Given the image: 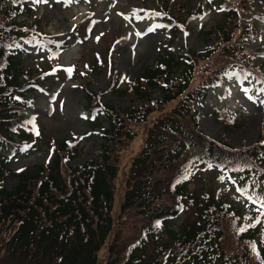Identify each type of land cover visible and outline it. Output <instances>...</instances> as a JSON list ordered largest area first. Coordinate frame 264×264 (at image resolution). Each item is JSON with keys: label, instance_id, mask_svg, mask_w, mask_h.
<instances>
[{"label": "trees", "instance_id": "obj_1", "mask_svg": "<svg viewBox=\"0 0 264 264\" xmlns=\"http://www.w3.org/2000/svg\"><path fill=\"white\" fill-rule=\"evenodd\" d=\"M19 1L0 0V252L8 256V264H99L102 249L103 264H264V247L257 243L258 225L214 193L196 187L189 190L185 178L198 168L246 174V184L261 186L259 194L251 191L257 204L261 203L258 197L264 198V138L249 149L231 150L205 137L194 124L195 103L216 89L226 73L240 70L264 82L260 68L250 65L252 58L261 56L259 51L248 50L244 43L254 33L235 22L241 4L249 1L201 0L216 6L218 20L205 34H214L222 49L204 55L188 53L182 63L169 50L158 53L153 66L142 70L124 90L131 102L140 101L142 110L114 111L85 90L87 129L101 130L95 122L97 114L107 123L99 132V152L83 165L69 167L77 144L45 142L53 154L50 164L11 173L16 184L7 190L1 185L7 166L2 154L15 143L26 146L32 139L25 101L42 86L38 72L20 67L18 46L40 42L42 33L35 21H16L31 17ZM201 14L199 3L187 17L196 19ZM160 16L156 18L163 19ZM177 24L171 20L172 26ZM235 31L238 37H229ZM174 71L179 75L174 77ZM154 90L161 95L158 102L148 93ZM171 103L168 111L157 109ZM156 110L144 132V147L130 161L120 205V212H129L133 223L123 236L107 243L113 236L119 153L133 139L131 127L143 124L144 131ZM219 116L226 125L232 121L225 111ZM179 214L183 219L174 230L171 220Z\"/></svg>", "mask_w": 264, "mask_h": 264}, {"label": "rangeland", "instance_id": "obj_2", "mask_svg": "<svg viewBox=\"0 0 264 264\" xmlns=\"http://www.w3.org/2000/svg\"><path fill=\"white\" fill-rule=\"evenodd\" d=\"M200 1L47 0L36 3L34 0H20L18 4L27 5L31 17H18L16 21L27 24L35 21L37 31L46 39L44 43L18 46L20 67L38 72L37 80L43 90L34 92L25 101L26 122L31 128L32 139L26 146L15 143L2 154L7 166L1 185L7 190L13 188L16 179L11 173L19 169L33 171L38 166L49 165L53 154L45 142L73 141L77 144V153L69 161V167L81 166L95 157L101 144L99 132L107 127V123L102 114H97L95 122L100 124L101 130L87 129L85 90L93 94L101 105L114 111H140V101L131 102L130 95L127 92L126 95L124 90L142 70L153 66L158 53L169 50L178 63H182L188 53L204 55L221 50L217 37L205 34L218 20L216 6ZM248 1V5L246 2L241 4L242 12H238L235 22L246 25L247 31L254 33L244 43L250 51L259 50L261 56L252 58L250 65L258 66L264 74V0ZM199 3L202 7L200 17H187L199 7ZM247 7L251 9L247 10ZM150 11L162 12L163 19L159 21L167 22L166 27L157 28L156 25L162 24L152 18ZM172 19L179 24L172 26ZM237 32L229 37H238ZM205 61L198 69L201 70ZM69 68L71 73L67 71ZM178 75L179 71L173 72L174 77ZM197 83L198 80L194 84ZM244 89L249 90L247 94ZM261 90H264V83L258 80L239 72L227 74L216 90H210L203 100L195 103L196 129L231 150H245L258 145L264 138V91ZM148 93L155 102L161 98L158 90ZM171 107L173 103L157 109L168 111ZM223 109L233 119L227 125L219 116ZM157 111L146 121L144 131L143 124L131 127L133 139L119 153L112 203L113 236L107 243L121 233L123 236L133 223L129 212H120V205L126 192L130 161L144 147V132ZM187 179L189 190L196 187L201 192L214 193L235 205L239 214L255 221L259 219L261 234L257 243L264 247V208L251 194L252 190L260 193L259 184H246L249 181L246 174L218 173L205 168L191 172ZM242 186L247 188L243 195L237 191L242 190ZM182 219L179 214L171 220L174 230ZM104 255L105 249H102L98 254L99 264L104 263ZM7 258L4 252H0V264H8Z\"/></svg>", "mask_w": 264, "mask_h": 264}, {"label": "snow or ice", "instance_id": "obj_3", "mask_svg": "<svg viewBox=\"0 0 264 264\" xmlns=\"http://www.w3.org/2000/svg\"><path fill=\"white\" fill-rule=\"evenodd\" d=\"M34 2H36V3H41V2H47V0H34ZM208 2L211 3V0H208ZM220 10L222 11L223 9H220ZM141 11H142V10H141ZM118 15H119V13H118ZM134 15H135V13H134ZM152 15L159 16V15H162V14H161V13H152ZM201 18H203V17H201ZM156 27L159 28V27H166V26H165V25H156ZM154 30H155V29H149V31H154ZM98 39H99V37H97V40H98ZM67 71H68L69 73H71L72 69L69 68V69H67ZM244 91H245V94H247V92H248L249 90H248V89H244ZM261 91H264V90H261ZM249 99H252V97H249ZM262 103H264V101H262ZM85 118H87V117H85ZM185 178H187V177H185ZM237 191H240L242 195L244 194V190L237 189ZM257 199L260 200V202H261V206H262V208H264V198H260V197H258ZM256 223H260L259 219H257ZM250 227H255V224L250 225ZM239 231H241V232H242V231H246V229H245V228H241Z\"/></svg>", "mask_w": 264, "mask_h": 264}]
</instances>
